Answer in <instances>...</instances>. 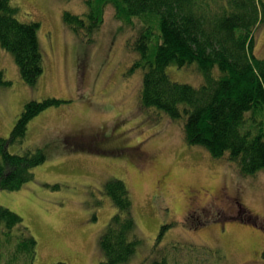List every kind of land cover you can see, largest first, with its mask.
<instances>
[{"label":"rangeland","instance_id":"rangeland-1","mask_svg":"<svg viewBox=\"0 0 264 264\" xmlns=\"http://www.w3.org/2000/svg\"><path fill=\"white\" fill-rule=\"evenodd\" d=\"M12 4L18 19L39 22L44 69L36 85L26 84L12 53L0 45V79L8 80L0 82V138L9 136L27 101L61 100L29 121L21 144L7 146L11 152L37 146L47 152L31 180L0 190V204L22 217L37 241L34 264H99L98 238L116 211L104 191L111 178L129 190L141 239L121 264H153L163 255L166 264H264V169L242 175L234 162L186 143L181 123L140 107L142 70L127 72L137 56L128 41L138 21L130 27L107 4L87 41L62 17L65 11L82 15L84 0ZM255 55L264 57V23L256 30ZM166 71L174 81L202 82L195 65L171 63ZM72 137L94 147H80ZM120 146L128 147L115 150ZM195 187L207 189L196 197L198 208L188 199L187 189ZM235 201L244 215L230 219L228 205ZM163 223L168 227L156 244Z\"/></svg>","mask_w":264,"mask_h":264},{"label":"trees","instance_id":"trees-1","mask_svg":"<svg viewBox=\"0 0 264 264\" xmlns=\"http://www.w3.org/2000/svg\"><path fill=\"white\" fill-rule=\"evenodd\" d=\"M84 1L82 15L65 11L62 17L87 41L100 28L107 4L130 27H135L134 19L138 21L137 34L128 41L137 56L127 72L142 70L140 107L158 110L181 123L186 143L234 162L240 174L264 169V57L255 55L256 30L264 23V0ZM17 13L12 0H0V45L12 53L22 80L34 86L44 69L39 22L21 21ZM171 63L195 65L202 82L193 86L172 80L166 71ZM60 101L55 97L27 101L9 136L0 138V190L19 188L33 178V168L46 160V149L41 146L21 152H11L7 146L21 144L29 121ZM126 147L117 150L124 152ZM104 191L116 211L98 238L99 264H121L141 241L132 200L119 178L107 180ZM167 227L160 225L156 244ZM36 255L37 241L22 224V217L0 204V264H34ZM153 264H166L165 255Z\"/></svg>","mask_w":264,"mask_h":264},{"label":"flooded vegetation","instance_id":"flooded-vegetation-1","mask_svg":"<svg viewBox=\"0 0 264 264\" xmlns=\"http://www.w3.org/2000/svg\"><path fill=\"white\" fill-rule=\"evenodd\" d=\"M79 136V135H78ZM74 143L75 144H77V145H79L80 147H87V148H92V147H94V146H92L89 142H85L84 140L83 141H81L80 140V138H75L74 137ZM116 150L117 149H119V147H116L115 148ZM138 157H143L144 156V153H142V152H139L138 153V155H137ZM140 157V158H141ZM200 189V190H199ZM204 190V191H207V189L206 188H204V187H195V189H192V188H188L187 190H188V199H189V202L190 203H192L193 205H196V204H198V198H196L197 197V195H199L200 193H201V190ZM221 193H223V190L221 191ZM234 203H236V205L234 204ZM234 203H232L231 205L229 204L228 205V207H230V210H232L233 211V214L231 213L230 215H229V217L228 218H230V219H236V217L237 218H241V217H243V213H241V211L242 210H244V208L241 206V203L240 202H234ZM238 205H239V207L240 208H243V209H240V210H238ZM237 206V207H236ZM196 207H197V205H196ZM198 208V207H197ZM201 208V207H200ZM199 208V209H200ZM238 212V214L240 215V217H238V215H236V213ZM245 217V216H244ZM248 218V217H247ZM244 219H246V218H244Z\"/></svg>","mask_w":264,"mask_h":264}]
</instances>
